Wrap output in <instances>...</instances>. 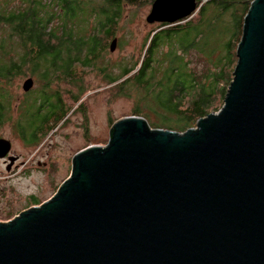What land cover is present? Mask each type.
Wrapping results in <instances>:
<instances>
[{
  "label": "water",
  "instance_id": "1",
  "mask_svg": "<svg viewBox=\"0 0 264 264\" xmlns=\"http://www.w3.org/2000/svg\"><path fill=\"white\" fill-rule=\"evenodd\" d=\"M197 9L154 0L146 19ZM236 56L224 105L195 127L129 115L106 146L78 151L52 198L0 221V264H264V0L251 2ZM10 149L0 138V157Z\"/></svg>",
  "mask_w": 264,
  "mask_h": 264
},
{
  "label": "trees",
  "instance_id": "2",
  "mask_svg": "<svg viewBox=\"0 0 264 264\" xmlns=\"http://www.w3.org/2000/svg\"><path fill=\"white\" fill-rule=\"evenodd\" d=\"M12 1L0 0V129L13 119L7 85L29 74L39 86L16 107L15 129L26 143L36 144L72 109L70 91L62 90V84L83 89L84 76L94 69L120 93L140 94L132 115L146 118L152 128L184 132L219 111L234 78L253 0H197L191 17L157 23L139 61L115 66L104 59L114 38L120 44L116 26L126 0ZM40 90L43 96L35 97ZM72 97V103L81 99ZM80 108L86 114L84 104ZM40 203L36 195L28 200Z\"/></svg>",
  "mask_w": 264,
  "mask_h": 264
},
{
  "label": "rangeland",
  "instance_id": "3",
  "mask_svg": "<svg viewBox=\"0 0 264 264\" xmlns=\"http://www.w3.org/2000/svg\"><path fill=\"white\" fill-rule=\"evenodd\" d=\"M132 1H124L116 26L120 44L105 54L104 60L110 66L129 61L132 65L139 61L148 34L157 26V23H148L146 19L152 3L148 0ZM14 3L18 5L16 0L12 1ZM29 77V74L16 77L7 85L14 107L13 119L0 129V138L11 141L9 153L18 156V160L9 169L8 161L0 158V221L14 219L20 212L52 198L71 175L75 154L90 145L106 146L113 126L111 120L132 115L139 103L140 94L136 90L129 94L120 93L119 88L109 84L99 70H89L81 83L83 89L67 83L61 86L62 90L72 93H67L72 109L66 119L38 143L28 144L15 129V121L20 114L16 107L27 97L23 84ZM34 85L39 86L36 82ZM74 95L80 96L79 102L72 103ZM42 96L41 90L36 92L35 97ZM80 103L84 104L86 114ZM32 195H36L41 203L28 204Z\"/></svg>",
  "mask_w": 264,
  "mask_h": 264
},
{
  "label": "flooded vegetation",
  "instance_id": "4",
  "mask_svg": "<svg viewBox=\"0 0 264 264\" xmlns=\"http://www.w3.org/2000/svg\"><path fill=\"white\" fill-rule=\"evenodd\" d=\"M11 157H14V161H11ZM1 159H3L4 161H8V165H9V169L11 168V167H13L15 164H16V162H17V160H18V156H13L12 154H11V152L9 153V154H7V156H5V157H0Z\"/></svg>",
  "mask_w": 264,
  "mask_h": 264
}]
</instances>
